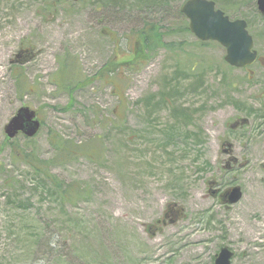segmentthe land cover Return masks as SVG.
I'll list each match as a JSON object with an SVG mask.
<instances>
[{
	"label": "rangeland",
	"instance_id": "rangeland-1",
	"mask_svg": "<svg viewBox=\"0 0 264 264\" xmlns=\"http://www.w3.org/2000/svg\"><path fill=\"white\" fill-rule=\"evenodd\" d=\"M160 1L0 0V264H214L221 247L231 264H264V18L256 0H217L262 58L234 69L183 30L186 0ZM151 23L164 47L107 75ZM21 107L41 127L10 140ZM54 135L88 148L48 171L79 185L72 204L11 157L8 143L53 160ZM234 187L240 201L221 204Z\"/></svg>",
	"mask_w": 264,
	"mask_h": 264
},
{
	"label": "water",
	"instance_id": "water-1",
	"mask_svg": "<svg viewBox=\"0 0 264 264\" xmlns=\"http://www.w3.org/2000/svg\"><path fill=\"white\" fill-rule=\"evenodd\" d=\"M256 5L258 12L264 17V0H257ZM180 12L188 21L189 32L198 41L215 42L224 48V62L230 67L242 69L256 61L257 54L253 50L252 37L248 34L244 20H229L210 0H187L181 6ZM30 57L28 55V58ZM39 128L40 122L36 112L28 107H21L5 126L4 132L8 139H13L18 134L33 138ZM241 197L242 193L238 187L223 195L229 205L236 204ZM232 257V252L227 247H222L215 257L214 264H231Z\"/></svg>",
	"mask_w": 264,
	"mask_h": 264
},
{
	"label": "trees",
	"instance_id": "trees-1",
	"mask_svg": "<svg viewBox=\"0 0 264 264\" xmlns=\"http://www.w3.org/2000/svg\"><path fill=\"white\" fill-rule=\"evenodd\" d=\"M98 1L115 2L116 0H98ZM145 1H149V4L152 3L153 5L162 2L160 0H139V3L143 4ZM212 1H214L215 4L217 2V0H212ZM225 8L229 10L227 7ZM179 11L178 13L181 15ZM183 30H185V32H189L187 26ZM136 34H137V38L134 42L135 45L134 48H136L135 54L132 52L133 55L130 56L131 58L130 60L122 61L116 64L111 63L106 65L105 69L112 67L109 73H107V75L110 73L115 74L124 66L134 65L137 61L139 62L141 59L146 57L147 54L151 53L154 47H158V46L164 47V43L162 41L164 33L161 31V28L157 26L155 23L145 24V26L141 28ZM197 45L203 47L207 44L200 42ZM65 69H66V65L63 66V70L60 71L59 75L56 78V81L58 83L56 84V87L57 89L63 90L68 94L70 101L69 106H71L74 101V98L72 96L73 91L71 90V87L69 85V81H68L69 79L67 77L68 74L64 73ZM14 80H15V89L17 93L22 94L23 92L28 91L26 79L23 76V73L20 72V70L16 71V73L14 74ZM151 99L152 98H150L149 101H151ZM163 103L164 102L161 97L159 105H162ZM26 141L27 143L32 142L30 140H26ZM49 143L56 155L54 159L49 162L41 161L37 159L36 155L32 151L28 152V150L24 148H22L21 150L17 146L15 145L13 146L12 143H8V144L9 146H11V157L14 161L20 160L22 163L28 165L29 167L34 168L36 173H40L39 174L40 177L43 179V181L46 184L47 182L49 183L51 187V193L56 195V197L58 198L59 202L62 205L67 203L72 204L74 200H78L82 196V193H80L79 185H73V184L64 185L63 182L58 181L56 177L50 174L48 171L56 163H60V161L66 162L70 159L75 158L76 155L89 157L88 148L86 147L79 148L78 146L74 145L71 141H66V140L64 141L60 137H57V135L52 136Z\"/></svg>",
	"mask_w": 264,
	"mask_h": 264
},
{
	"label": "flooded vegetation",
	"instance_id": "flooded-vegetation-1",
	"mask_svg": "<svg viewBox=\"0 0 264 264\" xmlns=\"http://www.w3.org/2000/svg\"><path fill=\"white\" fill-rule=\"evenodd\" d=\"M253 38V37H252ZM253 43H254V38H253ZM257 55H258V59H257V61L260 63L261 62V60H262V58L259 56V54L257 53Z\"/></svg>",
	"mask_w": 264,
	"mask_h": 264
}]
</instances>
